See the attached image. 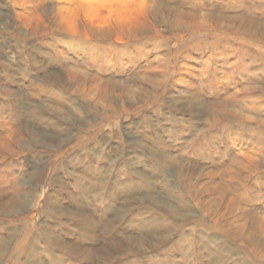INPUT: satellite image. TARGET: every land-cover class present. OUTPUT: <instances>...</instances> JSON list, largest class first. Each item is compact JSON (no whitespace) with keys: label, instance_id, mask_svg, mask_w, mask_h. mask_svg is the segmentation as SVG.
<instances>
[{"label":"rangeland","instance_id":"rangeland-1","mask_svg":"<svg viewBox=\"0 0 264 264\" xmlns=\"http://www.w3.org/2000/svg\"><path fill=\"white\" fill-rule=\"evenodd\" d=\"M17 1L0 0V264H264V244H256L257 233L264 234V175L252 177L256 193L251 194L262 196L249 205L241 195L249 191L239 177L242 168H224L233 164L231 149L242 153L243 164H250L243 157L248 145L257 153L255 164L264 156L263 35H238L218 24L208 30L184 28L183 22H177L179 26L173 28L163 10L158 22L150 16L146 38L129 43L120 56L129 62L132 54L137 55L143 64L136 69L128 66L125 74L103 69L105 76H100L108 86L99 95L91 84L82 87L86 80L79 74L69 73L70 68L83 66L86 73L97 75L94 64H84L87 52L79 54L65 46L58 50H63V57L54 52L53 35L59 36L52 30L55 18L40 13L37 28L26 25L13 15ZM156 1L182 10L185 6V13L211 15L223 23L236 18L243 22L233 27L247 29L246 35L259 30H254L253 22L264 26V0ZM201 19L184 20H206ZM206 23L214 25L209 18ZM109 39L100 45L109 44ZM76 41L82 43L80 37ZM149 54L160 68L148 78L143 68ZM97 62L102 64L100 59L91 63ZM185 66L207 71L200 75L207 87L215 86L211 80L222 68L228 74L224 81L228 88L250 77L253 91L242 90L230 100L232 109L256 110L251 111L260 115L255 117L259 121L229 119L225 129L224 122L213 131L207 129L204 116L200 120V115L184 107L205 110L202 101L214 102L217 96L187 95V86L176 78L157 97L160 89L152 81L163 82L166 68L182 80L177 71ZM48 75L51 81L39 82L43 89L37 86L39 77ZM241 141L247 145H240ZM181 164L206 169L219 164L215 172L230 179L221 183L219 177V182L239 207L230 205L231 213L224 217L215 213L208 196L194 193L192 175ZM6 202L13 204L12 209L17 207L14 214L7 213L11 209L1 210ZM63 211L77 217L63 216ZM245 223L248 227L242 230Z\"/></svg>","mask_w":264,"mask_h":264},{"label":"bare ground","instance_id":"bare-ground-1","mask_svg":"<svg viewBox=\"0 0 264 264\" xmlns=\"http://www.w3.org/2000/svg\"><path fill=\"white\" fill-rule=\"evenodd\" d=\"M50 1L51 2H48L47 0H36L37 4L35 6H33V7L31 5V7H30V4L28 3V0H19V1H17L13 5V10L12 11H13L14 14L13 13L12 14L15 15V16H18L20 19H23L22 21L25 22L26 25L33 26L34 28H37L40 19H42L41 18L42 16H41L40 13H45L46 15L49 14V16L54 17L56 21L53 24L54 25V28H52V30L58 32L59 33V36L53 35L54 41H55V43L57 44V47H58V49H56L57 47H54V48L52 47L55 50V51L54 50L53 51L56 52V53H58L59 55H61V57L64 56V54L62 53L63 50L61 51V53H59L60 51H58L61 48V46L69 47L70 49H75L76 51H78L79 54H80V52H87L88 55L86 57L87 59L86 60L84 59V64H86V65H92V64H94L95 70H97V75L96 74L93 75L94 73H91V72H90L91 74L90 73L89 74L86 73V71H84V70H87L88 71V69L86 67H83V66H80L77 69H74L73 66H72L73 68H70L69 67L70 68L69 73H71L74 77H76V75H78V74L81 77H83V78L86 77L85 79L82 78L83 81L86 80L85 84L84 85L82 84V87H85L87 84H91V87H92L94 93L99 94V95L100 94H103L105 92L104 90L108 86V83L105 82V79L103 80V78L100 76V75H102V76L104 75L103 72H102L103 69H105L106 71L108 69H114V70L120 71V72H122V73L125 74V71L127 70V67L128 66L133 65V69H136L137 67H140L139 65L143 64V63H140L141 61L139 59V56H137V55L132 54V58H131V60L129 62H125L126 60L123 59V57L121 58L120 56H122V54H124L123 52H124L125 47L130 46L129 43L134 42L135 40H137V42L139 40L142 41V40H144V38H146V34L149 31V23H147V21L149 20L150 16H153L156 19L155 21H157V20H159V17L161 18V14H162V11L163 10L167 13V16H169L170 19H171V21L174 23L173 24V28H176L177 26H179V25H177V22H179V23L180 22H183L184 25L188 26V27L183 26L184 28H191V25H192L194 28H199L200 27L202 29L203 28H206L208 30L213 29V27H215V24H218L222 29H227V30H230L231 29V30L236 31V33L238 35L239 34H242V35L249 36V37H251V36L254 37L256 35V38H257V35H263L262 38L261 37L260 38L262 40H264V26H260V23L259 22L258 23H256V22H253L252 23V25H255L254 30H256V29H259V30L258 31H255V32L254 31L253 32H250L248 35H246V30L247 29L246 30H244L243 28L236 29V28L233 27L234 26L233 24H235L236 22H240V23L243 22L241 20H237L236 18H226L225 22L223 23L221 20H218L217 18H215L214 16H211V15H209V16L208 15L199 16L197 14L196 15H193L194 13L193 14H189V12L185 13L184 12V11H186V10H184V7L185 6L183 7V10L181 8H178L179 5L176 8L175 7H170V6L169 7H165V6H163V3L157 2L156 0H50ZM188 1H190V0H188ZM31 3H32V1H31ZM180 6H181V4H180ZM11 17H13V16H11ZM185 18L186 19H190V20H194V21H197V19H201V18H206V20L190 23L188 21H185L184 20ZM208 18L213 21L214 25H210L209 26L206 23L207 20H208ZM250 25L251 24H248V26H250ZM47 28H48V26H47ZM261 28H263V29H261ZM80 29H83V31L85 33L83 31H81ZM251 30H253L252 27L250 28L249 31H251ZM78 37H80V41L82 42V43L79 42L81 45H79V43L77 42L78 40L76 41V39H78ZM81 38H84V39H81ZM105 38H107V39H109V38H115V40L109 39V44H107V45H100V41H102ZM217 39H219V38H217ZM47 40L49 41L48 38H47ZM47 43H49V44H47L48 46H52V43H50V42H47ZM94 43H97V45H94ZM56 44H55V46H56ZM99 45H100V47H98ZM53 46H54V44H53ZM245 47L246 46H244V48ZM107 48H109V49H107ZM156 48H157V46H156ZM240 49L242 50V48H240ZM262 49H264V47H262ZM113 51L118 52L119 56L118 55H117V57L116 56H113ZM144 51L146 53V50L145 49H144ZM152 51H154V50H152ZM130 52H132V50ZM224 53H225V51H224ZM150 57H151V54H149L148 58H146L147 60L145 59L146 60V63H145V67L143 68V71L146 72L145 75L148 78L154 76V75L152 76L150 73H155L156 72V74H157L158 68H160V67H157V66H155L153 64L155 62V60H152L153 63L151 62ZM114 58H117V59L114 60ZM159 58H158V60H160ZM225 58H228V56L225 57ZM64 59H65V57H64ZM97 59H100V61L102 62V64L101 63H98V62L97 63H91L92 61H95ZM176 60H174V62ZM63 62H65V61H63ZM84 64H81V65H84ZM202 64L203 63H201V65ZM163 65H164V63H163ZM187 65H189V64H187ZM197 65H199V64H197ZM241 65H242V63H241ZM169 67H167V68H169ZM81 68H83V69H81ZM167 68L164 69L165 71L163 70L165 72L164 80H162L163 82H161V80L159 78H156L155 81H152L153 82V85L154 86H157L158 90L160 89L159 94L157 93V97H159L163 92L164 93L166 92V89L169 86V85H167V83L169 81L171 82V80L172 79H175V78L177 79V82H180V83H182V84H184V85L187 86V91H188L186 93L187 95L188 94H190L191 96L194 95V96H197V97L202 98V99L204 98V96H207V97L209 95H211V96H217V98H216V101L217 102L214 101V102H209L208 103V102L205 101V99L202 101V103H203V105L205 107V110H199L198 109V111H196L193 108V106L192 107H187V106L184 107V110L190 111V113L192 115H194L195 112H196V114H198L197 116L200 115V117H199L200 120L204 116L203 117V118H205V120H204V126L205 127H208L207 129H210V130L213 131L215 127H217L218 125L222 124L223 122H224L223 123V126H224V129H225V128H227L230 125V123H228L229 122V119H232L233 121L235 119L236 120H240V121H242L243 119H245V121H251V122L252 121H259L257 118H255V117H259L260 116L259 114L255 113L256 110H254L253 108H250L248 111H244V110H240V109L239 110L232 109L233 108L232 107V101L230 100V99H233L234 100L235 97L237 96V94L243 92L244 90H246V91L247 90L248 91L249 90H252L251 84L248 83L250 81V77H246L245 78L244 75H243L244 79H242L241 81L244 82V83L242 85H237L236 88H231V87L228 88L227 86H225L226 83L224 84V81H226L227 78H228V74H227L226 70L224 68H222L223 72H221V71L217 72L215 74L214 78L211 80V82L215 84V86H213L215 88H213L212 86L211 87H207L206 84L208 82L205 84L206 86L201 82V79H202L201 76H200L201 75V72H204V73L207 74V71H205L203 69H200V67L192 68V66L191 67L190 66H185L184 68H180V70L177 71V72H179L180 76H182L181 77L182 80L181 79L180 80L178 79V78H180L179 76H177L178 74L176 75L175 73L171 72L170 70H167ZM44 71H46V70L44 69ZM35 73H36V71H35ZM248 73L249 72H247V75H248ZM38 75H40V73ZM55 76L56 77H59V76H57V73H56ZM193 76H195V79H194ZM44 77H46V76H44ZM44 77H39L37 86L38 85L40 86L39 82L49 83V81H51L50 78H52V76H49L48 75V78H44ZM56 77H54L53 80H57ZM137 78H139V77H137ZM148 78H146V79H148ZM75 79H77V78H75ZM141 79L144 81L143 78H141ZM174 81L175 80H173V82ZM232 84H233V82H232ZM80 86H81V84H80ZM114 88H115V86H114ZM260 88H262V87H260ZM130 89H131V87H130ZM36 90H37V88H36ZM81 90H82V88H81ZM116 90H117V88H115L114 91H116ZM178 90L181 91V92L185 91V89L183 91L180 90V89H178ZM39 91H42V90H39ZM35 94H36V92H35ZM247 94L249 95V93H247ZM220 97H223V98H220ZM248 97H250V96H248ZM262 97H263V95H262ZM55 98H56V96H55ZM243 98H244V96H243ZM245 99H246V97H245ZM56 100H57V98H56ZM56 100H55V102H56ZM109 100L110 99H108V101ZM128 100L131 101V99H128ZM55 102L53 101V103H55ZM245 102H247V101H245ZM199 103L200 102L195 103V104L198 105ZM258 103H260V102H258ZM122 104H123V102H122ZM262 105H261V107H263ZM48 106H47V108H48ZM58 106H55V107L53 106V108H56V107L58 108ZM56 110H54V111H56ZM251 110H253L255 112H253ZM65 111H67V110H65ZM193 111H195V112H193ZM47 112H50V111H47ZM65 113L67 114V112H65ZM233 126L234 125H232V127ZM15 133H16V131H15ZM6 134H7V132H6ZM237 134H241V133L237 131ZM15 137H17V136L15 135ZM55 139H56V137H55ZM20 140H21V138H20ZM59 140H60V138H59ZM0 144H1V142H0ZM2 144H4V143H2ZM240 145L246 146L247 145V142L246 141H241L240 142ZM249 146L250 145H248V147L245 148V151H247V152L244 153L243 157L250 164H243L242 161H239L240 160V156H241L242 153H238L235 150L231 149L232 151H234L230 155L233 164L226 165L224 168H226V169H231L232 167H234V168H237V167L238 168H242L241 169V173L239 174V177H240V179L242 181H244L246 183L247 189L249 191H246V192L244 191V192H242L241 195L244 196L243 199H245L247 201V204L251 205L252 203L258 202V201H256L257 198H259V197L262 196V194H260V193L254 195V196L251 194L252 191H254V190L256 191V189H255L256 187L253 186L255 182L251 181V179H252V177L254 175H258V174H263L264 175V156L261 158L262 161L259 164H255V162L257 163L258 156H257V153H255L253 151L254 149H251ZM211 161H212V159H211ZM180 168L183 169V170H187L192 175V179L190 181H193L194 182L192 184V188H194V193H196V194L199 193L200 196H202V197L203 196H208L209 197L208 206H211V208L215 210V213L217 212L221 217H224L225 214H227V213H229V214L231 213V206H237V207H239L237 205V201L234 198H232V196H230L228 194V192L224 188H222V186H221V183L222 182L227 181V180H230V179L229 178H225V176L221 177L222 174L219 175L218 172H215L218 168H220L219 164H213L212 166H207V169L206 168H202L199 165L181 164V167ZM180 168H179V171L181 170ZM177 171L178 170L176 169L175 172L177 173ZM227 172H229V170L226 171V173ZM219 177H221V183L219 182ZM250 182L252 183V185L250 184ZM233 194L236 195L235 192H233ZM236 196H238V195H236ZM135 199H137V198H134L133 201ZM136 202L141 203V200H136ZM12 205L13 204L10 203V202H6L4 204H1V210H3L5 212V211H8V209H11L7 213H9V214L10 213H13L14 214L15 211L17 210V207L15 206L12 209ZM137 206L138 205H135L134 204V207H137ZM167 207L170 208V209H172V210H174L172 206H167ZM248 207H250V206H248ZM225 208H226L227 211H223ZM141 212H143V211H141ZM146 213H147V210L145 212H143L142 214H140V216H142V215H144ZM62 214H63V216L77 217L76 215H74L73 213H71L69 211H63ZM58 215L60 217H62L60 214H58ZM242 225H243V226H241L242 227V230L245 229V227H248V223H245V224H242ZM242 230L240 231L241 233H243ZM257 234L260 235V237L257 240V243L256 244H258L259 246H263V244H264V234H259V233H257ZM47 237L49 239H52L49 236H47ZM1 248L2 247H0V249ZM64 248L66 249L68 247H64Z\"/></svg>","mask_w":264,"mask_h":264}]
</instances>
